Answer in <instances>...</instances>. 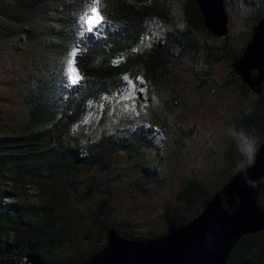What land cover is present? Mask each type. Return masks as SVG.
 <instances>
[{"label":"trees","instance_id":"obj_1","mask_svg":"<svg viewBox=\"0 0 264 264\" xmlns=\"http://www.w3.org/2000/svg\"><path fill=\"white\" fill-rule=\"evenodd\" d=\"M73 6L68 0H0V18L5 22L0 24V40L13 42L10 47L18 53L27 43L55 61L49 75L39 67L32 70L23 131L0 137V264H30V256H38L46 264H83L108 245L112 230L132 241L168 235L201 214L264 144V90L261 95L254 93L232 71L223 87L240 92V112L225 140L222 159L207 177L184 181L179 196L181 209L169 221V229L143 233L103 217L98 220L105 226V243L68 254L67 245L72 241L67 221L71 216L64 212L63 205L87 198L86 174L108 173L125 155L137 160L150 153L156 155V140L160 139L152 132L138 130L131 136L103 134L84 146L71 136V130L85 121L90 104L113 101L130 82L165 85L173 67L184 64L186 58L193 59L191 69L195 71L201 59L205 76L219 63L235 62L250 43L254 27L264 18V0L250 2L255 12L251 37L238 50L229 36L218 45L199 38L200 33L212 35L204 26L197 0H185L182 28L173 21L171 0H102L98 10L108 25L95 36L80 32L79 11ZM157 23L173 29L164 37L150 39V49L140 51V45L152 38L151 28ZM74 51L76 67L84 79L81 86L68 84L63 74ZM166 90L169 94L176 92L173 88ZM168 147L176 155V148ZM153 157L145 158L155 161ZM148 162L139 167L138 180L152 186L159 181L160 173ZM22 186H37L42 199L24 200ZM98 206L95 213L107 207ZM258 206L264 209V187ZM227 264H264V230L241 238Z\"/></svg>","mask_w":264,"mask_h":264},{"label":"rangeland","instance_id":"obj_2","mask_svg":"<svg viewBox=\"0 0 264 264\" xmlns=\"http://www.w3.org/2000/svg\"><path fill=\"white\" fill-rule=\"evenodd\" d=\"M224 1L229 16L228 36L233 47L239 50L251 37L255 12L250 8V2L256 4L258 0ZM68 2L74 5L72 9L79 11V30L86 36L98 35L108 25L104 21L98 30L88 33L83 23V19L91 14V8H98L102 0L99 4L95 0ZM184 2L171 0L173 21L180 27ZM2 23L5 22L0 18ZM153 26L152 38L140 45V51L150 49V39L154 41L164 37L173 29L165 23ZM198 35L211 45H218L221 40L204 33ZM12 43L0 40V137L20 134L27 122L25 95L32 70L39 67L42 73L49 75L50 69L55 67V61L46 53L27 43L23 46L25 49L18 53L10 47ZM191 60L186 58L184 64L175 65L165 85H153L142 80L140 85L130 82L113 101L90 104L85 121L71 130V136L84 146L107 133L131 136L138 130H145L159 135L160 139L156 140V152L159 154H147L150 159L156 156L155 161H147L159 169L160 177L152 186L138 180V169L147 162V155L139 160L125 155L108 173L96 171L86 174L89 184L87 198L81 202L67 201L63 205L64 212L71 216L67 221L72 241V245H67L68 254L105 243V226L98 220L103 217L112 224H129L143 233L151 230L161 233L169 229V221L181 209L179 196L184 181L207 177L222 159L225 140L232 133V125L240 112V92L223 87L235 62L219 63L212 73L205 76L203 61H198L195 71L191 69ZM63 74L71 84L66 66ZM82 84L84 79L75 86ZM167 87L176 92L169 94ZM148 132L145 134H150ZM169 145L176 148V155L168 150ZM20 192L24 200L38 202L42 199L37 186H22ZM98 205L107 207L95 213Z\"/></svg>","mask_w":264,"mask_h":264},{"label":"water","instance_id":"obj_3","mask_svg":"<svg viewBox=\"0 0 264 264\" xmlns=\"http://www.w3.org/2000/svg\"><path fill=\"white\" fill-rule=\"evenodd\" d=\"M208 32L224 39L229 16L224 0H197ZM233 72L254 93L264 90V18L233 65ZM264 151L259 146L236 175L208 203L205 210L182 228L157 239L128 240L110 231L108 245L83 264H227L239 240L264 230V209L258 198L264 187ZM30 264H46L38 256Z\"/></svg>","mask_w":264,"mask_h":264},{"label":"snow or ice","instance_id":"obj_4","mask_svg":"<svg viewBox=\"0 0 264 264\" xmlns=\"http://www.w3.org/2000/svg\"><path fill=\"white\" fill-rule=\"evenodd\" d=\"M99 2L100 0H95L96 4H99ZM83 23L86 26V31L88 33H93L94 31L98 30L100 25L104 23V18L97 7H92L91 14L87 15L83 19ZM76 57L77 52H72L66 65V75L73 85L78 84L83 79L78 68L76 67Z\"/></svg>","mask_w":264,"mask_h":264},{"label":"bare ground","instance_id":"obj_5","mask_svg":"<svg viewBox=\"0 0 264 264\" xmlns=\"http://www.w3.org/2000/svg\"><path fill=\"white\" fill-rule=\"evenodd\" d=\"M257 155L264 156V151L263 152H258Z\"/></svg>","mask_w":264,"mask_h":264}]
</instances>
